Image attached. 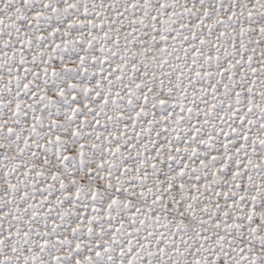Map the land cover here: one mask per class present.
Returning a JSON list of instances; mask_svg holds the SVG:
<instances>
[{"label": "snow or ice", "instance_id": "snow-or-ice-1", "mask_svg": "<svg viewBox=\"0 0 264 264\" xmlns=\"http://www.w3.org/2000/svg\"><path fill=\"white\" fill-rule=\"evenodd\" d=\"M0 264H264V0H0Z\"/></svg>", "mask_w": 264, "mask_h": 264}]
</instances>
